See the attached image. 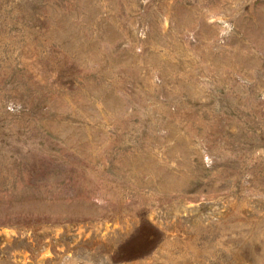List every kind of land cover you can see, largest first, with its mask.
I'll use <instances>...</instances> for the list:
<instances>
[{
	"label": "rangeland",
	"instance_id": "rangeland-1",
	"mask_svg": "<svg viewBox=\"0 0 264 264\" xmlns=\"http://www.w3.org/2000/svg\"><path fill=\"white\" fill-rule=\"evenodd\" d=\"M0 264H264V0H0Z\"/></svg>",
	"mask_w": 264,
	"mask_h": 264
}]
</instances>
